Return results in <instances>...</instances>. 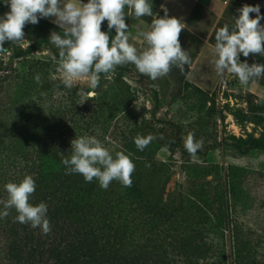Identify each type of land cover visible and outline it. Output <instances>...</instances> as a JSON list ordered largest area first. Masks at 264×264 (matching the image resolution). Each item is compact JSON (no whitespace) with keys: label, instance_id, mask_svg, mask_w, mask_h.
Here are the masks:
<instances>
[{"label":"rangeland","instance_id":"rangeland-1","mask_svg":"<svg viewBox=\"0 0 264 264\" xmlns=\"http://www.w3.org/2000/svg\"><path fill=\"white\" fill-rule=\"evenodd\" d=\"M24 38L29 47L7 42L4 47L11 48L10 54L0 56L3 171L9 163L3 151L11 146L58 142L71 148L76 136L95 135L113 154L130 153L135 164L131 187L113 181L100 191L101 198L114 192L111 205L119 214L124 237L131 243L155 240L141 255H171L162 251L161 243L173 239L192 243L186 233L193 227L213 244H225L229 264L236 255L238 264H264V151L241 155L232 146L264 143V95L231 73L211 95L191 85L179 93L168 92L161 78L141 77L132 64L101 74L94 90L85 78L67 89L56 72L58 49L43 36L25 34ZM32 46L34 52L20 56ZM37 74L39 84L34 79ZM189 133L203 141L195 155L184 148ZM137 135L154 139L140 151L133 142ZM62 159H50L49 174L59 168L66 173ZM0 179L2 184L4 178ZM167 202L175 203L184 216L168 220L160 210ZM154 206L158 216L153 214Z\"/></svg>","mask_w":264,"mask_h":264},{"label":"clouds","instance_id":"clouds-1","mask_svg":"<svg viewBox=\"0 0 264 264\" xmlns=\"http://www.w3.org/2000/svg\"><path fill=\"white\" fill-rule=\"evenodd\" d=\"M0 4L9 8L0 15V56L6 57L11 52V48L4 47L7 42L20 48L29 47L30 41L24 38L25 26L50 19L60 31H52L48 42L58 49V60L53 59L57 60L56 72L67 89L85 78L94 90L100 85L101 74L114 73L118 66L127 64L134 65L139 74L155 81L167 76L172 67L183 72L191 63L189 51L182 48L179 39L186 24L182 19L170 17L163 6L162 17L154 13L153 0H0ZM125 8L138 20L152 17L147 30L139 32L145 42L142 49L130 42ZM237 12L239 15L233 17V24L224 23L215 32L212 63L218 76L235 74L241 84L247 85L264 78V63L249 65L240 60L241 56L250 54L264 56V25L261 24L264 15L259 4H245ZM252 13L256 14L255 18L250 16ZM105 21L107 30L102 31ZM34 79L39 84L41 76L37 74ZM153 139L151 135H137L133 142L143 151ZM202 146V140L196 139L193 133L188 134L184 142L188 153L195 155ZM69 154L61 161L66 174H80L89 183L95 179L104 190L113 181L131 187L135 164L130 153L113 154L95 135L85 134L71 141ZM36 188L34 177L28 174L19 182L6 183L7 199H0V219L8 217L14 209L15 222L39 228L45 234L50 232L48 204L31 202Z\"/></svg>","mask_w":264,"mask_h":264},{"label":"trees","instance_id":"trees-1","mask_svg":"<svg viewBox=\"0 0 264 264\" xmlns=\"http://www.w3.org/2000/svg\"><path fill=\"white\" fill-rule=\"evenodd\" d=\"M0 11L7 12L9 8L0 4ZM51 29L60 31L56 25L41 19L36 25L27 24L24 32L48 40ZM106 30L107 21L102 24V31ZM34 50L32 46L20 56H26ZM175 129L179 143L183 146L181 129L177 126ZM232 146L241 155L254 150L264 151V143L260 141L249 145L234 143ZM70 151V147L58 142L37 146L22 143L4 149L9 163L4 171L0 168L3 172L0 177L4 178V182L0 183V199H7L4 190L6 183L19 182L24 175H32L37 188L31 202L38 204L43 201L48 204L51 231L45 234L39 228L33 229L28 224L15 222L17 213L14 209L10 210L8 217L0 219V261L6 264H229L225 244H213L208 237L201 236V230L193 227L186 233L192 243L178 239L161 243L162 251L171 255H141L155 240L147 238L131 243L124 237L122 224L117 218L119 214L115 213V207L111 205L115 199L114 192L101 198L104 192L100 191L101 187L95 179L89 183L80 174L67 175L62 168L49 174L47 167L50 159L66 158ZM157 210L154 206L152 211L158 216ZM160 210L170 221L184 216L181 209H176L175 203L167 202L163 207L160 205ZM224 217L229 218L227 215ZM225 230L222 229V234H225ZM187 248L198 255L188 254ZM236 256L233 264H238L239 255Z\"/></svg>","mask_w":264,"mask_h":264},{"label":"crops","instance_id":"crops-1","mask_svg":"<svg viewBox=\"0 0 264 264\" xmlns=\"http://www.w3.org/2000/svg\"><path fill=\"white\" fill-rule=\"evenodd\" d=\"M245 4L251 6L259 4L261 14L264 15V0H153L154 13L162 17L164 15L163 6L167 9L170 17L182 19L186 24L179 39L182 48L189 51L191 63L185 66L183 72L179 68L172 67L167 76L161 77L168 92L179 93L187 85L210 95L219 89L230 73L221 77L215 72V66L212 63L215 32L224 23L233 24V17L238 18L239 15L237 9ZM126 13L130 42L138 49H142L145 42L139 37V32L147 30L152 22V17L145 16L138 20L133 14H130L128 9ZM255 15V13L250 14L252 18H255ZM44 20L52 23L50 19ZM261 24L264 25V20H261ZM240 60L241 62L247 61L249 65L264 63V56L250 54L248 57L241 56ZM247 86L252 91L264 95V78L258 79L255 83L250 82Z\"/></svg>","mask_w":264,"mask_h":264}]
</instances>
